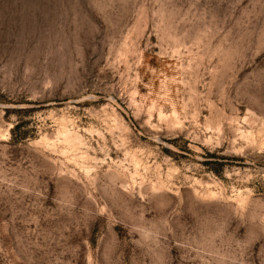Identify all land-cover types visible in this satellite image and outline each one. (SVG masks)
<instances>
[{
	"label": "rangeland",
	"instance_id": "obj_1",
	"mask_svg": "<svg viewBox=\"0 0 264 264\" xmlns=\"http://www.w3.org/2000/svg\"><path fill=\"white\" fill-rule=\"evenodd\" d=\"M0 264H264V0H0Z\"/></svg>",
	"mask_w": 264,
	"mask_h": 264
}]
</instances>
